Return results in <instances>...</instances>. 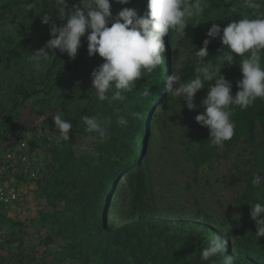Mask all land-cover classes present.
I'll return each instance as SVG.
<instances>
[{
	"label": "rangeland",
	"instance_id": "1",
	"mask_svg": "<svg viewBox=\"0 0 264 264\" xmlns=\"http://www.w3.org/2000/svg\"><path fill=\"white\" fill-rule=\"evenodd\" d=\"M51 1L54 0L0 3L3 7L8 5L0 19V33L13 46L8 56L0 59L4 94L9 95L21 82L36 84L33 86L36 93L19 108L15 137L7 143L0 142V264H102L103 261V250L96 246L103 245L106 238L97 241L64 235L63 221L78 216L71 209L66 212L65 200L56 203L45 190V179L55 156L48 154L42 137L52 135L58 139L50 114H59L64 119L61 110L64 99L61 90L46 88L42 81L55 57L68 56L59 50L50 52L49 59L36 70L29 54L43 48L51 38L50 25L41 23V15L52 14L58 27L66 22L53 11ZM76 2V6L80 5L81 0H66L67 10ZM205 13L189 22L183 37L175 32L165 37L167 73L162 91L158 90L160 102L150 113L148 133L140 146L142 154L133 172L120 174L100 193L103 218L110 229H117L138 221L141 215L152 217L158 222L154 225V241L162 249L163 260H158L165 264H174L172 259L164 258L174 244L186 246L173 251L174 260L185 258L186 264H192L196 259L198 263L194 264H200L198 255L202 248H197L198 243L203 247L213 233L211 229L227 235L231 246L226 248V255L235 256L236 264H264V237H255L257 228L250 217V205L264 203V182L260 185L252 182L256 175L264 176V133L260 124L250 131H238L222 146L213 144L205 159L196 160L194 156L200 155L202 148L195 141V125L183 109V100H176L166 91L167 78L174 72L185 81V69L196 45L191 39L206 37L212 23L221 26L217 18L222 10L207 7ZM23 22L25 29L20 27ZM31 140L38 141L35 151L29 149ZM59 148L62 149L61 141ZM91 148L84 143L79 149ZM138 195L143 200L142 206L135 204ZM171 235L178 240L170 246ZM191 244L196 246L192 248ZM218 260L219 257H214L209 262L201 261L218 264Z\"/></svg>",
	"mask_w": 264,
	"mask_h": 264
},
{
	"label": "trees",
	"instance_id": "2",
	"mask_svg": "<svg viewBox=\"0 0 264 264\" xmlns=\"http://www.w3.org/2000/svg\"><path fill=\"white\" fill-rule=\"evenodd\" d=\"M4 1L8 0H0V3ZM259 2L264 4V0H259ZM77 3H71L70 6L74 7ZM110 3L113 17L123 8L135 9L141 16L147 10V0H130L127 5L116 3L115 0H110ZM242 3L243 0H207L209 9L214 8L223 11L222 15L217 18L221 23V28L231 23V20L244 18L245 15L252 17L250 14L253 15L254 10L242 7ZM52 5L53 11H55L54 1H51ZM7 6H0V19H2L1 16H5L4 12H6ZM233 8L236 9L235 12H233ZM259 11L264 12V7ZM25 25L26 22H23L20 27L25 29ZM109 26L111 25L109 24ZM1 35L0 33V59L2 60L8 56L13 46L6 43L5 37ZM86 37L87 33L81 41V47L78 49L75 59L55 57L46 78L42 81L46 88L61 90V97L64 99V103L61 104L64 119L73 125L69 134L70 139L61 141L62 149L59 148L57 137L52 135L42 137L43 145L47 144L48 146L46 149L48 154L55 156V160L49 167L48 177L45 179L46 193L56 203L65 200L66 212L68 213V209H71L70 211L78 216L74 220L69 218L63 221L62 232L64 235L68 234L74 238L84 237L86 240L93 238L97 241L106 238L103 245L96 246L98 250H103L102 264H165V262L158 260L159 258L163 260L162 249L159 250L154 241L156 237L154 225L158 222L152 217L141 215L138 221L132 224L110 229L103 218V207L99 198L100 193L106 190L110 182L122 173L130 175L138 163L142 154L140 146L148 133L150 113L155 104L160 102L158 90L162 91L163 89V79L167 73L164 72L165 62L153 73H144L142 78L135 82L134 89L124 93V100L101 102L91 90V74L104 61L98 54L89 57ZM206 38L207 36L204 35V37L194 36L191 39L192 43L196 45L193 48V58L185 69V81L194 75L195 51L203 46V41ZM223 48L219 38L213 39L208 46L209 56L207 59L215 63ZM221 74L232 83V94L235 95L238 91L237 81L242 79L239 58H236L231 67L226 64ZM34 85L36 84L33 81L21 82L15 85L9 95L5 96L0 81V142L3 144L15 137L18 128L19 108L36 93ZM146 88H150L151 96L141 98L140 93ZM206 95L207 85L194 98V103L197 105L195 110H188L183 103L185 113L190 116L197 130L195 141L202 148L201 154L197 153L194 156L196 160L205 159L207 150L213 145L209 130L201 127L195 121V117L200 111L199 106ZM166 100L165 97L161 104L163 105ZM137 112L140 113V118L133 116V113ZM84 115L95 116L105 122L107 135L104 139H100L95 133H89L85 130L82 121ZM118 116L127 119L126 126L117 123ZM231 119L235 124V133L240 130L250 131L257 123L260 124L264 133V100L257 99L247 110H240L235 107ZM44 122L49 123L48 121ZM151 122V124L154 123L152 120ZM84 143H88L92 148L79 149ZM28 145L31 151H35L38 148V141L31 140ZM53 147L56 149L54 150ZM135 204L136 206L143 205V200L139 195L136 197ZM59 221L60 219H56V222ZM210 231L219 232L213 229ZM170 237L172 238L169 240L171 246L178 239L172 235ZM174 245L171 246L173 250L168 248L164 258L172 259L174 264H186L185 258L174 260L176 252L185 249L186 246L177 247ZM190 246L194 248L196 245L191 244ZM230 246L228 238L227 247ZM197 248H202L200 243H198ZM154 260L156 263H152ZM194 263H198V261L194 259ZM194 263L192 262V264ZM200 264H202L201 260Z\"/></svg>",
	"mask_w": 264,
	"mask_h": 264
},
{
	"label": "clouds",
	"instance_id": "3",
	"mask_svg": "<svg viewBox=\"0 0 264 264\" xmlns=\"http://www.w3.org/2000/svg\"><path fill=\"white\" fill-rule=\"evenodd\" d=\"M115 2L127 5L130 0ZM241 6L254 10L252 17L245 15L231 20L223 28L212 23L203 46L196 48L192 78L182 82L178 72L167 78L166 91L176 100L182 99L190 111L197 109L194 98L207 85V95L195 121L209 130L212 143L218 146L230 141L235 134L231 119L233 109L247 110L257 99L264 100V12L259 11L264 4L259 0H243ZM54 7L60 20L66 22L58 27L52 14L40 16L42 24L50 25L51 38L43 48L29 54L30 63L39 70L49 59L50 52L56 50L75 59L81 39L87 33L89 57L98 54L104 61L91 74V90L99 101L111 102L124 100V93L133 90L144 73H153L164 64L165 37H169L170 32L183 37L189 22L203 17L208 4L207 0H147V10L142 16L135 9L123 8L115 17L110 0H81L80 5L71 10H67L66 0H54ZM27 8L30 10L32 5ZM216 38L224 48L214 63L207 58L208 46ZM237 57L242 79L237 81L238 91L233 95L232 83L221 73L226 64L233 66ZM140 95L150 97V88ZM133 116L140 118V113ZM50 117L59 133L57 142L69 140L72 123L59 114H50ZM82 121L87 132L95 133L100 139L106 137L104 121L88 115H84ZM117 123L126 126L127 119L118 116ZM252 182L260 185L264 176L256 175ZM250 217L256 224L255 237H264V203L251 204ZM227 245L226 234L213 232L204 242L199 258L209 262L219 257L218 264H236L235 256L226 255Z\"/></svg>",
	"mask_w": 264,
	"mask_h": 264
}]
</instances>
